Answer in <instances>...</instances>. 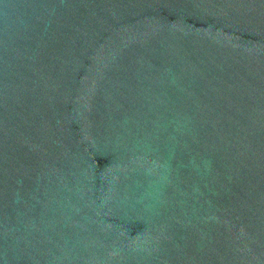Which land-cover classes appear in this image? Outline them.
Segmentation results:
<instances>
[{
  "label": "water",
  "instance_id": "water-1",
  "mask_svg": "<svg viewBox=\"0 0 264 264\" xmlns=\"http://www.w3.org/2000/svg\"><path fill=\"white\" fill-rule=\"evenodd\" d=\"M0 264H264V0H0Z\"/></svg>",
  "mask_w": 264,
  "mask_h": 264
}]
</instances>
